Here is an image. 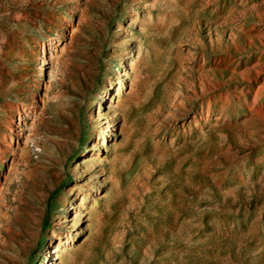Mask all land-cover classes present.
<instances>
[{
	"label": "rangeland",
	"instance_id": "rangeland-1",
	"mask_svg": "<svg viewBox=\"0 0 264 264\" xmlns=\"http://www.w3.org/2000/svg\"><path fill=\"white\" fill-rule=\"evenodd\" d=\"M0 264H264V0H0Z\"/></svg>",
	"mask_w": 264,
	"mask_h": 264
}]
</instances>
